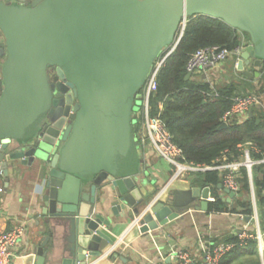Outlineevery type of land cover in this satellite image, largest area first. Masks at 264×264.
Here are the masks:
<instances>
[{
  "label": "water",
  "instance_id": "water-1",
  "mask_svg": "<svg viewBox=\"0 0 264 264\" xmlns=\"http://www.w3.org/2000/svg\"><path fill=\"white\" fill-rule=\"evenodd\" d=\"M200 14L249 36L238 69L258 77L264 0H0V165L6 177L23 166L44 181L46 229L66 232L49 264H86L112 245L101 228L110 225L107 202L114 215L128 210L138 218L146 234L200 195L193 188L151 204L143 181L136 183L148 166L133 128L152 65L186 18ZM250 60L255 74L243 70ZM225 192L229 201L234 193ZM47 244L52 248L49 236L37 242L35 264H47Z\"/></svg>",
  "mask_w": 264,
  "mask_h": 264
},
{
  "label": "crops",
  "instance_id": "crops-1",
  "mask_svg": "<svg viewBox=\"0 0 264 264\" xmlns=\"http://www.w3.org/2000/svg\"><path fill=\"white\" fill-rule=\"evenodd\" d=\"M29 2L30 0H26ZM243 38V37H242ZM249 43V41H248ZM5 42L0 33V47H4ZM240 58V56H239ZM239 58L228 59L219 70L212 73L213 87L222 84L234 83L242 90L243 95L253 93L258 90L264 79V68H260L257 76L249 77L242 74L238 69ZM3 63V56L0 55V71ZM243 70L255 74L252 61L243 63ZM198 80L205 81L204 77ZM262 78V79H261ZM261 104L258 109L264 110V95L257 93ZM254 109V108H252ZM249 116V115H248ZM251 146L245 144L242 147ZM252 147V146H251ZM141 158L148 166L145 175L137 176L136 183L141 185L142 181L148 199H152L162 186L167 183L169 177L173 174V166L161 159L155 151L150 148L146 154H141ZM252 158V157H251ZM241 157L238 159L240 160ZM258 163L253 167L264 165V157L254 159ZM226 157L217 160L218 165L223 164ZM0 170L2 167L0 165ZM262 172V171H261ZM190 172L183 179H177L170 183L166 193L161 197L160 202L170 203V198H174L176 194H186L193 188H197L191 184L192 174ZM2 174V175H1ZM0 174V229L11 230L18 225H23L25 234L19 240L11 264H35V246L43 237H50L52 248L47 244L44 248L47 251L46 262L50 263V255L53 253L60 254L64 245L65 229L59 226L46 229L42 215V195L44 181L37 173H34L27 167H20V173L14 175L8 169V176ZM249 185V180H248ZM250 186V185H249ZM253 186V183H252ZM250 186V203L253 209H256L259 229L264 232V207L258 204L255 196V188ZM200 195L195 198L191 205L178 218L168 222L164 227L149 231L142 234L139 231L138 223L132 225V221L136 219L128 215V210H123L120 216L114 215L109 210L108 202L105 204L107 215L110 220L108 228L101 227L105 233L113 240L112 245H107L105 251H111L107 257L87 258V262L92 264H177L176 253L183 251L189 253L191 259L198 264L204 263V255L213 245L223 242L226 238L238 236L239 234L250 233L255 234L257 231L251 217L245 220L246 215H240L232 212L233 203L238 193L227 201L229 195L225 192V187L219 190L218 196L222 202L229 207L224 211H210L209 202L213 201L211 190L209 187L200 189ZM206 202L205 209L201 203ZM99 211V204L96 205ZM142 210L144 208H141ZM114 247V248H112ZM231 264H264L263 258L259 255V248L253 254H246L242 257L234 259Z\"/></svg>",
  "mask_w": 264,
  "mask_h": 264
},
{
  "label": "trees",
  "instance_id": "trees-1",
  "mask_svg": "<svg viewBox=\"0 0 264 264\" xmlns=\"http://www.w3.org/2000/svg\"><path fill=\"white\" fill-rule=\"evenodd\" d=\"M186 19L188 21L179 43L156 74V89L149 98L150 117L159 116L171 134L173 144L180 151V161L183 163L216 166L219 164L217 160L223 157H226V161L238 160L243 152L238 147L248 143L252 146H247L252 158L264 157L263 109H252V115L241 124L231 120L223 126L221 122L222 115L231 107L233 98L243 95L244 89L239 90L234 83L211 87L207 82L195 77L186 79L185 75V64L194 51L205 46L232 50L240 45L242 40L247 43L249 36L233 29L220 18L200 14ZM262 80L258 90L254 91L264 95V79ZM134 120L135 132L137 119ZM192 175L193 186L200 189L210 188L214 199L208 204L210 211L229 209L218 196L220 189L217 185L221 184L218 170H205ZM238 175L240 188L230 210L251 216L252 205L246 168L242 166ZM252 183L258 204L264 207V165L253 167ZM222 243H231L233 247L219 259V264H231L234 259L257 251L254 239H245L240 243L238 236H233L226 238Z\"/></svg>",
  "mask_w": 264,
  "mask_h": 264
},
{
  "label": "built area",
  "instance_id": "built-area-1",
  "mask_svg": "<svg viewBox=\"0 0 264 264\" xmlns=\"http://www.w3.org/2000/svg\"><path fill=\"white\" fill-rule=\"evenodd\" d=\"M186 19L180 26L176 33V41L173 45L163 49L157 60L151 67L145 84L140 92L137 94V100L140 101V105L133 112L136 115L137 124L135 125V134L138 141V152L146 154L150 148L164 161H167L173 166V174L167 180V183L160 188L150 200L151 204H154L161 200V197L166 193L168 185L177 179L185 178L190 172H204L205 170H218L221 176V186L228 189L234 194L239 191L238 172L243 166L246 168L249 185L252 186V169L253 165L258 163L250 156L249 149L238 147L242 149V155L240 160L225 161L221 165L216 166H199L193 163H183L180 161V151L173 144L171 140V134L164 127L159 116L151 118L149 114V98L150 94L156 89V74L159 69L164 65L167 56L174 50L179 43L184 27L187 23ZM248 42H243L232 50L218 46H205L194 51L188 61L185 64V71L189 73L190 77L199 76L204 77L211 87H213V80L211 75L213 72L220 69V67L230 58H239L241 49L244 48ZM167 49V51H166ZM256 90V87H255ZM261 104L257 92L249 93L246 95H240L233 98L231 107L225 111L222 115L221 122L226 124L227 122L234 120L237 124H241L249 117V110L257 108ZM250 144V143H248ZM247 144V145H248ZM2 171L0 170V174ZM2 175V174H1ZM264 194V190H263ZM254 224H256L257 231L255 234L244 233L239 234V242H244L245 239H254L259 248V255L261 258L264 256V232L259 229L256 209H253V213L250 216ZM138 218L132 221V225H136ZM25 230L23 225H18L11 230L0 229V264H11L15 248L18 245L19 240L24 236ZM231 243H218L212 246L209 251H206L204 255L205 264H219V259L231 248ZM114 248V247H112ZM111 251L104 252L100 257H107ZM97 258V257H96ZM177 264H198L194 262L189 253L179 251L176 253ZM86 264H92L87 262Z\"/></svg>",
  "mask_w": 264,
  "mask_h": 264
},
{
  "label": "rangeland",
  "instance_id": "rangeland-1",
  "mask_svg": "<svg viewBox=\"0 0 264 264\" xmlns=\"http://www.w3.org/2000/svg\"><path fill=\"white\" fill-rule=\"evenodd\" d=\"M165 50V49H164ZM138 101V103L135 105V107H134V111L138 108V106L140 105V101L139 100H137ZM134 118L136 119V115H134Z\"/></svg>",
  "mask_w": 264,
  "mask_h": 264
}]
</instances>
